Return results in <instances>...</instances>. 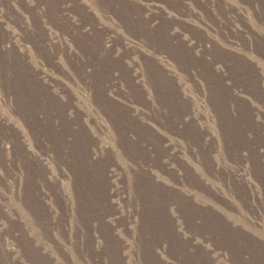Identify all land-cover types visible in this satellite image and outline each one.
Here are the masks:
<instances>
[{
    "label": "clouds",
    "instance_id": "obj_1",
    "mask_svg": "<svg viewBox=\"0 0 264 264\" xmlns=\"http://www.w3.org/2000/svg\"><path fill=\"white\" fill-rule=\"evenodd\" d=\"M165 3H169L170 8L165 7ZM196 4L197 0H162L155 4L157 15L159 10L163 9L169 21V25L166 26L167 35L164 37L167 46H161L156 40V33L160 29L156 24L146 20L141 8L136 7L144 5L148 16L153 15V3H145V0H0V111L6 108L15 118L13 122H9L7 116L0 115V192L7 182L13 199L23 203V186L25 181L30 179L23 168L24 162L35 161L43 167L40 154L47 157L57 152L56 145L47 137L40 136L33 128L23 110L22 104L26 101L22 102L18 91L13 89V82L17 80V71L13 63L23 62L31 68L28 55L31 45V48L35 49V54L42 58V62L47 64L50 71H55L57 75L72 83L77 91L87 92L90 97L94 111H81L76 107L79 101L72 91L53 80L50 75L42 76L39 69L32 68L33 75L38 79H46L56 85L58 90L46 89L47 95L42 98V103L48 104L50 97L54 99L61 109L60 118L54 123L59 124L61 121L65 124L70 123L73 132L86 139L90 166L104 167L114 164L116 159V152L112 148L114 144L116 151L119 152V159L126 162L129 185L134 184L139 175H146L149 179H160L163 173V176L167 177L169 189L175 193L168 206L175 209L177 214L185 218L184 204L187 202L199 210V216L192 218L195 225L206 224L209 217L216 216L225 228L231 229L232 225L218 216L210 206H198L184 194L183 189L187 187L204 192L212 201L224 203L219 189L213 192L210 187L205 186L201 177L203 173L222 185L229 195L236 198L241 196L236 190L235 174L231 169L223 167L217 169L212 159L215 147L204 151L207 146L203 144V136L206 133L199 132L195 120L184 123V117L192 115L191 99L186 98L181 92L184 84H178L176 75L162 69L157 57L167 56L175 63L179 76L183 78L185 84L190 85L201 108L209 111L217 121H220L216 108L217 91L210 78L202 71L199 63L193 61L190 66L184 64L174 53L173 48L180 43L178 35L182 36L184 47L190 55L195 53L202 59L211 60L217 72H223L221 65L225 61L218 57V51L232 55L236 49L251 52L264 45V0H199L200 7ZM128 5L135 8L134 14L128 10ZM214 12L224 17V21L219 25V31L212 29V33L220 37L218 43H213L207 38H196L195 32H190L187 25L199 21L205 26V30L211 29L208 20L213 19ZM61 25L66 28L57 33L56 29ZM225 27L229 30L226 36L223 35ZM49 37L58 38V42L52 43ZM73 37L87 38L97 57V63H91L90 58L86 59L78 51ZM17 48L20 51H17ZM20 52H23V56ZM133 57H138L140 61L139 64L133 62L137 72L135 77L132 76L131 69L122 67L124 61L132 60ZM238 59L243 60L251 70V78L247 74L242 77L245 81L250 79V84L247 87L239 85L241 92H247L260 104H264V75L256 70L254 64H248L242 56ZM104 62L111 65V72L103 78V86L98 88L97 73L99 65ZM73 64H78L80 70L73 71ZM69 72H73V75H69ZM112 73H117L118 79ZM114 81L123 88L122 92H117V95L123 98L120 105L116 104V98L112 96L113 88L110 85H113ZM110 106L119 108L127 114L129 120L134 119L144 127L150 126L157 132L164 129L165 134L171 133L169 139L177 138V133L172 131L173 127L190 130L192 135L184 138L185 148L180 149L177 157H168L161 168L157 169L150 163L133 159L129 154L123 139V129L129 126L128 122L118 121L114 112L110 111ZM96 112L104 116L107 128L97 124L93 118ZM200 119L203 120L202 115ZM85 120L95 128L98 137L107 136L110 143H102L101 139L92 136ZM15 121L23 122L28 129L31 137L28 142L24 141L16 129ZM44 123L47 124L48 120L44 119ZM261 128H264V120L254 126L253 132ZM57 131L61 129L58 128ZM137 131L134 128L127 131L129 145L139 142ZM220 131L218 128V139ZM45 144L48 145L47 148L44 147ZM5 145L11 146L10 151L6 152ZM174 146L179 148L178 144ZM256 146L264 150V146L260 144ZM35 149H39V152ZM185 149L190 163L178 159ZM159 150L167 156V150L163 148ZM68 151L65 145L64 152ZM221 151L230 153V145L226 140L221 146ZM229 158L237 166V172L246 171L247 174L252 173V169L246 167L249 162L254 167L257 161L264 160V156H249L246 152L243 156L230 153ZM56 163L59 167L64 161L56 156ZM13 166L19 170L14 171ZM65 166L72 171L70 161ZM196 168L200 171L197 172ZM181 171L183 176H178L177 173ZM230 178L233 179L231 186ZM56 187H59L58 182ZM5 199L6 197L0 195V264H92L89 259L92 255L89 248L92 249L94 243L97 249L107 250L102 259L103 264H123L125 257L120 255V252L128 245L120 244L118 260H114L110 244L99 239L90 244V238L81 229L78 217H71L72 222L69 225L67 223L69 217L54 212L47 216H39L32 211L31 214L41 229V239L33 235L31 227L27 224L24 225L20 238H16L13 235L15 230L12 224L15 217L7 214V208L3 204ZM44 199L49 202L47 197ZM92 205L96 206L94 199ZM137 228L138 225H133V233H127L121 227L115 236L122 239L135 236L131 241L134 247L130 249L133 257L130 264H150L149 254L143 251L142 238L136 231ZM192 235H196V232L193 231ZM260 241H264V235L256 241V247L264 246ZM45 242L54 245L55 255L48 251ZM188 255L196 261L191 249ZM231 264H254V257L244 255L242 260L233 257Z\"/></svg>",
    "mask_w": 264,
    "mask_h": 264
},
{
    "label": "rangeland",
    "instance_id": "obj_2",
    "mask_svg": "<svg viewBox=\"0 0 264 264\" xmlns=\"http://www.w3.org/2000/svg\"><path fill=\"white\" fill-rule=\"evenodd\" d=\"M160 2L162 0H155V2L145 0V3H153V15L151 16H148L144 5L136 7L141 8L146 20L156 24L160 29L156 33L157 42L161 46H167L164 37L167 35L166 26L169 25V21L163 9H160L159 15H157L155 4ZM196 6L200 7L199 0H197ZM127 7L130 12L135 13L134 7L130 5ZM165 7L170 8V4L165 3ZM222 21H224V17L214 12L213 19L208 20L211 29L205 30V26L199 21L196 24L187 25V28L190 32H195L198 39L207 38L213 43H218L220 37L214 35L212 29L219 31ZM64 28H66L64 25L57 27V33ZM228 34L229 30L225 27L223 35ZM177 38L180 43L173 48L174 53L186 65L190 66L193 61L199 63L202 71L208 75L216 89L218 97L216 108L220 121H217L209 111L201 108L196 94L191 91L190 85L185 84L183 78L179 76L172 60L167 56H159L157 61L162 69L178 77V84H184L181 92L192 102V115L184 117V123L187 124L189 120H195L199 132L206 133L203 136V144L207 146L204 151L215 147L216 151L212 153V159L217 169L221 167L231 169L235 174L236 190L241 193V196L236 198L229 195L222 185L203 173H201V177L205 186L210 187L213 192L219 189L223 204L210 200L202 191L187 187L183 191L198 206H210L218 216L223 217L231 224L232 228H225L216 216L209 217L206 224L195 225L192 218L199 216V210L194 209L187 202L184 204L185 218H182L175 209L168 206L175 193L169 189L167 177H164L163 173L160 179H149L146 175H139L136 177L135 183L129 185L126 162L119 159V152L116 151L114 144L112 145L116 152L114 164L104 167L90 166L86 139L75 134L70 123L65 124L63 121L59 124L54 123L60 118L61 111L54 99L50 97L48 104L42 103V98L47 95L46 89L58 90L56 85L46 79H38L33 75L32 68L39 69L42 76L50 75L53 80L72 91L79 101L76 105L78 109L93 112L88 93L77 91L67 79L57 75L55 71H50L47 64L42 62V58L35 54V49L29 45L28 55L32 67L30 68L23 62L14 61L13 67L17 71V80L13 82V89L18 91L22 102L26 101L22 104L23 110L33 128L40 136L47 137L49 141L53 142L57 152L47 157L40 154L43 167L35 161L24 162L23 168L30 179L26 180L23 186V203L13 199L7 182L2 186L3 191L0 192V195L6 197L3 204L7 208V214L15 217L12 224L15 230L13 235L16 238H20L23 227L27 224L31 227L33 235L37 239H41V229L37 226V221L31 213L35 211L39 216H47L54 212L69 217L67 220L69 225L72 222L71 217H78L81 229L90 238V244L97 239L110 244L114 260H118L120 244H127L128 247L120 252V255L125 257L123 264H130L133 259L130 249L134 247L131 241L135 239V236L122 239L115 236V233L121 227L127 233H133V225H138L136 231L142 238L143 251L149 254L150 264H196V261L197 264H231L233 257L242 260L244 255L253 256L254 264H264V246L256 247V241L264 235V160L257 161L254 167L249 162L246 167L251 168L252 173L247 174L246 171L237 172V166L229 158L230 153H238L243 156L245 152L249 156H264V150L256 146L257 144L264 146V128L253 132L254 126L264 120V115H262L264 114V104H260L247 92H241L239 85L247 87L250 84V79L245 81L242 77L247 74L251 78V70L243 60L238 59L242 56L248 64H254L256 70L264 75V45L259 46L257 51L251 52L236 49L232 55L218 51V57L225 63L221 65L224 71L217 72L216 66L211 60L202 59L195 53L190 55L184 47L183 37L178 35ZM49 39L52 40V43L58 42V38L49 37ZM73 40L78 51L86 59L90 58L91 63H97V57L87 38L73 37ZM98 43L99 40H97ZM250 47L255 48L256 46L250 45ZM17 51L20 49L17 48ZM20 55L23 56V52H20ZM133 62L139 64V58L133 57L132 60L124 61L122 67L131 69V74L135 77L137 72ZM72 68L73 71L80 70L78 64H73ZM109 72H111L110 64L104 62L99 65L98 88L103 86V78ZM68 74L73 75V72ZM112 75L118 79L117 73H112ZM110 87L113 88L112 96L116 98V104H122L123 98L117 95V92L123 91L122 86L114 81ZM110 111L114 112L118 121L128 122L129 126L123 129V139L125 148L133 159L146 164L150 163L157 169L161 168L168 157H177L180 149L185 148L184 138L192 135L190 130L173 127L172 131L177 133V138L169 139L171 133L165 134L164 129L157 132L150 126L144 127L134 119L129 120L127 114L120 111L119 108L110 106ZM177 114H179V109H177ZM0 115L7 116L9 122H13L15 119L6 108L0 111ZM201 115L203 120L200 119ZM93 118L99 126L108 127L101 113L96 112ZM44 119L48 120L47 124L44 123ZM85 124L92 136L101 139L102 143H110L107 136L98 137L95 128L87 120H85ZM169 124L171 125V122ZM15 127L25 142L31 139L23 122L15 121ZM157 127L159 128V125ZM58 128L61 131H57ZM133 128L138 130L139 142L129 145L126 133ZM218 128L221 129L219 139L217 138ZM225 140L230 145V153L221 151ZM177 144L179 148L174 146ZM65 145L69 149L67 153L64 152ZM47 146V144L44 145L45 148ZM160 148L167 150V156L159 150ZM10 149V145H5L6 152ZM35 150L39 152V149ZM56 156L64 161L59 167L56 163ZM178 159L181 162L190 163L187 160L186 149ZM69 161L72 171H69V168L65 166ZM193 167L195 168V165ZM13 168L14 171L19 170L15 166ZM45 170L47 174H45ZM196 171L199 172L200 169L196 168ZM177 175L183 176V171ZM73 179H75V184H73ZM57 182L59 183L58 188L56 187ZM16 183L19 187V181ZM180 183L182 184L183 181L181 180ZM229 184L230 186L233 184L232 178L229 179ZM154 196L157 198L153 199ZM45 197L49 202L45 201ZM93 199L96 201V206L92 205ZM193 231L196 232V235H192ZM260 242L264 243V241ZM21 243H23L22 239ZM45 243L48 251L55 255L54 245ZM189 249L192 250V255H195L196 261L188 255ZM89 251L92 254L89 256L92 264H103L102 259L107 250L97 249L94 243Z\"/></svg>",
    "mask_w": 264,
    "mask_h": 264
}]
</instances>
